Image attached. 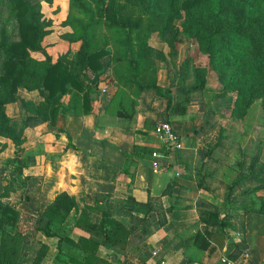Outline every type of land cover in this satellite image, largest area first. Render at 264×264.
<instances>
[{"label":"rangeland","instance_id":"obj_1","mask_svg":"<svg viewBox=\"0 0 264 264\" xmlns=\"http://www.w3.org/2000/svg\"><path fill=\"white\" fill-rule=\"evenodd\" d=\"M29 1L38 6L41 27L48 32L39 41V48L30 50V56L43 60L45 52L51 63L62 62L83 84V91L75 96L78 90L68 86L62 95L59 113H64L70 105L82 109V95L92 94L89 113H105L113 129L129 136L142 132L150 134L151 139L156 138L155 127L167 122L178 139L193 137L189 150L173 151L175 156L172 157L185 165L184 170L194 171L197 185L209 193L207 198H200L202 203L218 208L221 218L226 217L223 226L240 232V225L232 219L236 220L241 213L254 214L264 209V76L255 74L253 79L259 85L245 91L242 83L253 74L247 69L246 61L234 67L222 50L211 52L194 36L205 37L208 33L210 2L205 3L194 18L181 9L179 17L174 15L169 19L173 12L171 0H104L107 6L114 1L112 8L119 5L120 15L129 17L131 24L124 28L109 26L98 12V0H80L85 9L73 0ZM255 7L263 17V0L257 1ZM82 22L91 23V51L106 52L99 59L103 66L97 74L96 86L91 81L94 74L81 73L76 65L81 41L67 39L68 35L80 37ZM2 36L9 41L18 39L11 0H0V40ZM136 57L141 58L138 63ZM227 83H232L230 91ZM200 84V90H188ZM18 91L34 103L40 101L36 92L29 95L23 87ZM8 113L14 112L10 109ZM26 115L16 108L13 125L19 129ZM23 135L25 137V130ZM29 141L25 137L23 148H19L12 139L0 136V155L11 154L10 164L15 167V172H5L3 163V167L0 166L3 168L0 208L21 202L27 196L25 187L31 176L25 174L22 167H28L27 157L33 151L29 148L37 146ZM153 148L154 145L142 146L140 150L146 155ZM19 163L21 171L16 169ZM235 180L238 183L231 187ZM9 191L13 194L11 200L7 198ZM211 211L203 209L208 218ZM16 212L12 226L7 221L0 226V257L5 259L11 254L17 264H26L22 238L34 232L35 217L23 212L20 219V212ZM91 213L97 218L98 211ZM56 225L52 227L58 228ZM223 226L214 225L213 229L222 231ZM227 247L228 253L236 256L233 260L238 261L233 239L227 240Z\"/></svg>","mask_w":264,"mask_h":264},{"label":"crops","instance_id":"obj_2","mask_svg":"<svg viewBox=\"0 0 264 264\" xmlns=\"http://www.w3.org/2000/svg\"><path fill=\"white\" fill-rule=\"evenodd\" d=\"M16 108V103L9 104L7 114L16 115ZM10 109L13 114L8 113ZM64 111L55 124L25 128V137L37 146L29 148L33 150V162L22 167L31 176L25 187L27 196L11 204L20 212L19 218L23 212L32 215L37 226L43 211L58 194L65 193L75 201L58 222H51L52 234L42 230L25 234L26 264L35 261L40 249L37 264H264V214L241 213L232 219L240 225L241 234L225 226L222 231L213 229L214 224L204 218L203 209L207 208L200 198H207L208 190L197 185L194 171L184 170L185 165L172 157L173 151L189 150L193 137L177 139V145L163 147L156 131L152 139L142 132L129 136L113 129L105 113L76 115ZM153 145L155 149L146 155L140 150ZM12 158L8 153L0 155L5 172H15L10 164ZM9 194L7 198L13 199L12 191ZM128 197L151 208L147 214L149 223H157L162 213L164 224L146 237L141 234L142 224L130 230L133 224L129 216L116 213L119 202ZM84 207H97V218L82 220ZM108 208L110 218L120 223L126 234L114 238L93 225L99 223L100 212ZM137 214L142 216L144 211ZM229 239L238 248V261L228 253ZM142 242L145 244L140 245Z\"/></svg>","mask_w":264,"mask_h":264},{"label":"trees","instance_id":"obj_3","mask_svg":"<svg viewBox=\"0 0 264 264\" xmlns=\"http://www.w3.org/2000/svg\"><path fill=\"white\" fill-rule=\"evenodd\" d=\"M51 3L52 0H46ZM74 3L85 9L84 4L80 0H73ZM259 0H171L170 7L173 12L170 13L169 19L174 15L180 16L179 10H184L187 15L194 18L200 11L201 7L210 2V17L207 23L208 33L205 37L196 38L201 39L207 50L220 51L222 50L225 57H228V62L232 66H237L242 61H246L253 73L250 78L242 83L243 89L249 91L256 85L253 79L255 74L259 77L264 76V15L257 11L255 5ZM14 5L15 18L18 26V39L9 41L4 36L0 40V136L12 139L15 146L23 148L22 144L25 142L23 131L27 127H34L43 123L55 124L61 105L60 101L62 95L65 94L70 85L78 91L76 94L80 95L83 91V84L78 80L77 75L70 74L62 62H50L49 56L43 52L45 58L37 60L30 56V50L39 48V41L48 34L41 27L40 16H38V6L33 5L29 0H11ZM114 1H112L113 3ZM264 2V0H263ZM107 6L104 0H98V12L104 16L110 27H128L131 20L129 17H124L121 12V7L117 5L112 8L113 4ZM208 4V5H209ZM123 16V17H122ZM90 22L81 25L80 37H73L68 35L67 39L71 41L80 40L81 50L76 57V65L81 73L91 71L94 75L91 79L93 85L96 86L98 80V72L102 68L103 63L99 59L105 55L103 50L91 51L92 36L89 30ZM78 38V39H77ZM138 63L141 58H135ZM244 64V63H242ZM256 84V85H255ZM23 87L26 91L36 92L40 97V101L34 103L29 99L23 98L18 88ZM229 91L233 88L232 83H227ZM202 88L192 85L190 91H197ZM91 95H82L83 104L82 109L78 106H66L65 110L72 111L73 114L89 113L92 110L90 100ZM79 99V97H78ZM11 103H16L19 110L26 116L23 119V124L18 129L12 123L13 118L7 114V107ZM80 108V109H79ZM178 139V138H177ZM75 148V147H74ZM165 149V148H161ZM19 149H15L16 153ZM33 156L27 157V162H33ZM18 162V161H17ZM16 169L21 171L20 163ZM127 170V169H125ZM238 180H235L231 187L236 186ZM166 192V190L164 191ZM6 195V194H4ZM75 205L73 197L65 193L58 194L53 202L43 211L38 220V225L35 230H42L46 235L52 234L50 231V224L53 221L58 222L64 214H67ZM119 210L117 214L128 215L130 222L133 224L130 230H135L137 224L141 225V234L146 237L149 236L158 226L165 222L164 214L158 217V222L155 224L149 223L147 214L151 208L146 203L136 201L132 197H128L124 202H119ZM211 209L210 217H204L209 220L211 224L222 227L225 218H221L218 214V208L212 204L205 205ZM100 211L97 207H84L81 212V219H92L91 211ZM144 211V215L137 214L138 211ZM0 226L4 223H14L17 212L7 204L0 208ZM100 221L94 222V226L106 235H112L114 238L120 233L126 234V229L115 220L110 218V210H102ZM259 213L264 214V209ZM4 218V219H3ZM28 239L27 235L22 238V243ZM1 250V246H0ZM237 255L239 254L238 248ZM233 250V252H234ZM5 256V259L0 257V264H17L15 259L10 256ZM42 255L40 249L32 264H37ZM1 256V255H0ZM232 258L236 257L230 255Z\"/></svg>","mask_w":264,"mask_h":264},{"label":"built area","instance_id":"obj_4","mask_svg":"<svg viewBox=\"0 0 264 264\" xmlns=\"http://www.w3.org/2000/svg\"><path fill=\"white\" fill-rule=\"evenodd\" d=\"M156 133L161 137L163 141V147H168L170 142L177 140V137L173 131L171 125L167 122H161L155 127ZM155 155V153H153ZM155 164V163H154ZM156 264H163L162 261Z\"/></svg>","mask_w":264,"mask_h":264},{"label":"water","instance_id":"obj_5","mask_svg":"<svg viewBox=\"0 0 264 264\" xmlns=\"http://www.w3.org/2000/svg\"><path fill=\"white\" fill-rule=\"evenodd\" d=\"M177 144H178V141H177V140H175V141H173V142L169 143V146H174V145H177Z\"/></svg>","mask_w":264,"mask_h":264}]
</instances>
